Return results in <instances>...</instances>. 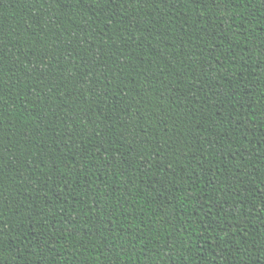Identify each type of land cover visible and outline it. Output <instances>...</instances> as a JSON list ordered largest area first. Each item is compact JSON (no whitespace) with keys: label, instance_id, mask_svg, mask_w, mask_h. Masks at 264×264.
Here are the masks:
<instances>
[{"label":"trees","instance_id":"1","mask_svg":"<svg viewBox=\"0 0 264 264\" xmlns=\"http://www.w3.org/2000/svg\"><path fill=\"white\" fill-rule=\"evenodd\" d=\"M0 264H264V0H0Z\"/></svg>","mask_w":264,"mask_h":264}]
</instances>
